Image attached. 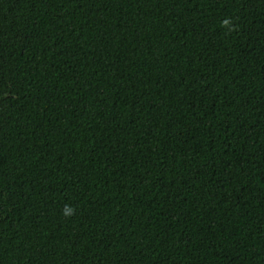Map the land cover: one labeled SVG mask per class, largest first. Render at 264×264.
I'll list each match as a JSON object with an SVG mask.
<instances>
[{
    "label": "trees",
    "instance_id": "trees-1",
    "mask_svg": "<svg viewBox=\"0 0 264 264\" xmlns=\"http://www.w3.org/2000/svg\"><path fill=\"white\" fill-rule=\"evenodd\" d=\"M0 264H264V0H0Z\"/></svg>",
    "mask_w": 264,
    "mask_h": 264
}]
</instances>
